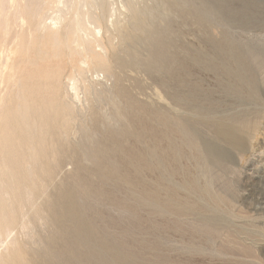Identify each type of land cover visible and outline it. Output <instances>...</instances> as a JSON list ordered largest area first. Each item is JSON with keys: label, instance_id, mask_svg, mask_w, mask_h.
I'll return each instance as SVG.
<instances>
[{"label": "bare ground", "instance_id": "1", "mask_svg": "<svg viewBox=\"0 0 264 264\" xmlns=\"http://www.w3.org/2000/svg\"><path fill=\"white\" fill-rule=\"evenodd\" d=\"M92 1L104 12L106 2ZM11 2H14V5L17 3L16 0H0V52L4 50L5 41L9 38L12 28V19L15 20V17L17 19L19 15L23 16L32 25V32L25 37V33L20 31L21 39L18 42L19 57L28 68V72L20 79L25 89L24 94L15 96L17 94L15 93L9 98L4 97L6 94H0V237L10 234L9 231L12 229L9 228L16 222L17 215H22L20 213L26 204L29 208L30 205H34L32 202L34 195L42 193L45 184L48 188L57 183L55 170L58 164L56 160L51 161L50 156H66L64 153L69 151L76 163L75 173L66 177L52 195L46 194L48 199L46 196L42 205L34 210L31 206L33 210L31 217L43 219L48 226V232L42 238L43 248L18 247L11 239L9 251L4 250L5 253L0 256V264H152L148 262L151 256L145 255L142 250L155 249L158 253L165 241L156 237L151 240L145 239V232L155 231L161 226L179 231L185 223L182 216L188 213L198 214L200 221L197 226L190 227L193 233L213 231L215 219L210 213L216 211V208L213 210L212 208L216 207L221 199L211 191L208 182L198 181L194 170L200 169L202 173L207 174L211 167L223 168L225 162L230 159L231 149H244L245 139L250 136V130L256 123L237 115L211 119L208 111L214 105L212 97L208 93L204 94L202 87L192 83L191 78L196 67L208 69L222 74L227 79V83L222 86L229 94H244V98L247 96L248 99L260 95L258 71L264 68V39L242 37L229 29V26L234 24L247 25L254 20L264 19L263 13L256 15L257 1L247 0L240 4L239 0L238 8L236 5L238 0H158L151 2V5L144 4L143 0L142 6H137L132 0H121L125 21L112 20L113 31H116L120 42L117 46L110 45V60L102 53H94L93 48L94 52L89 49L94 66L108 75L115 74L116 67L127 64L144 65L152 71H163L172 82L171 100L175 108L178 109L179 107H176L178 105L185 110L195 109L196 113L193 115V111H190L193 115L190 117L186 115L190 114L188 110H183L185 114L178 113L176 109L170 113H163L158 108L151 112L150 116L157 125L153 132L156 144L147 147L148 149L139 152L138 155L131 153L124 162L126 167L124 169L118 168L109 158L104 160V154L108 149L120 148L116 138L121 134V129L103 133L106 145L91 143L89 146V142L87 145H80L81 140L75 147L66 143L68 125L76 114L73 113L74 107L72 111L71 105L67 102L69 100L58 96L55 83L57 79L51 77L52 74H56L57 69L48 68L47 62L55 60L59 53L61 54L59 49L62 47L66 51L79 50L75 49L74 45L79 30L76 28L78 21L71 18L64 23L61 30L46 29L44 26H47V22L39 11V4L34 2L32 7H26L25 2L22 7L16 4V9L13 8L14 11L10 15ZM185 7L188 9L186 17L191 18L204 32L203 34L212 33L214 28L220 30L216 40L211 37L208 40L211 44L210 49L189 46L185 56L180 57L177 47L169 42H163L162 38L165 29L169 27L170 11ZM101 13L94 22L103 19ZM54 19L52 17L49 20ZM58 19L52 23L49 21L48 26L50 24L51 28L52 24L59 21ZM42 28L46 30L42 31ZM108 41L110 39L105 40L106 43ZM87 42L84 45L87 46ZM171 47L173 49L167 51ZM85 50H88L87 47ZM27 53H30V56ZM1 64L2 62L0 67ZM2 76L0 71V82L3 81ZM9 79L7 75L6 81ZM74 85L72 81V89H75ZM119 87H115L117 88L115 92L126 97L125 92L128 91L124 92L123 85ZM199 96H203L205 101H198ZM127 98L130 103H125L134 102L129 95ZM127 98L125 100L128 101ZM140 108L142 106L139 105ZM144 131V126L140 125L137 136L142 135ZM47 136L55 139L49 144L55 150L53 153L46 151ZM82 137L84 141L88 139L86 132H82ZM163 141L165 145L161 146L160 143ZM78 154L92 161V169L83 167ZM58 160L61 161V157ZM184 161L186 165H183ZM30 164L32 168L29 167ZM191 166L194 167V172ZM146 169H154L157 173L156 185L152 187L144 183L140 176ZM129 170H132L134 176L130 175ZM177 175L180 176V181H172L173 176ZM94 176L100 183L111 181L115 187L116 185L126 187V194H123L122 199H118L113 193H110L108 198L113 205L126 213L120 226V233L124 238L120 236L118 238L110 228L107 230L97 223V218L105 216L99 210L100 198L103 194L109 193L93 182ZM179 190H183L185 194L181 198L177 195ZM196 196H204L212 206L197 199ZM260 203L261 208H264V193L260 197ZM139 207L145 208L148 215H137ZM20 220L22 219L18 222L21 225ZM156 264L164 262L158 259Z\"/></svg>", "mask_w": 264, "mask_h": 264}, {"label": "rangeland", "instance_id": "2", "mask_svg": "<svg viewBox=\"0 0 264 264\" xmlns=\"http://www.w3.org/2000/svg\"><path fill=\"white\" fill-rule=\"evenodd\" d=\"M26 1L27 0H16V4L20 7L24 4L26 7H32L33 3L37 0H33V2L32 0ZM103 1L104 3L106 2V9L104 12H102L99 6L92 0H38L35 3L39 4L38 7H40L41 10L38 9L40 13H42L41 15L46 19L47 26L48 23H52L56 18H59V21L56 20L57 22L52 24L51 28L49 27L50 24L48 27L44 26L46 29L54 30L56 28L61 30L63 29L62 26L64 23L71 18L74 21H78L79 24L76 25V28L79 30L76 38L77 41L74 43L76 46L75 49L77 48L79 50L72 49V51H66L62 47V49H59L61 54L59 53L58 57H56L55 60L53 59L52 62H47L48 68L56 67L57 69L56 74H52L51 77L54 79L56 77L58 81L55 82L58 89V96L60 95L61 99H66V101L69 100L67 102L71 105L72 111L75 110L73 113L76 114L68 125V132L66 131L67 137H65L66 133L64 134L66 143L75 147V144L79 143L81 140L82 142H80V145H87L89 143V146H91V143L93 145L99 143L101 145H106V138L103 136V133H109V131L113 129H121V134L116 138L118 139L117 141L120 144V148L115 149L112 147V149H108L106 154H104V160L109 158L117 164L118 168L124 169L126 168L124 162L131 153L134 152L138 155L139 152L141 153L145 149L156 144V137H154L153 132L157 125L150 116L151 112L158 108L163 113H170L176 108L175 104H173V100H171L172 86L170 85H172V82L165 72L152 71L147 69L144 65H140V67L139 65L131 66L127 64L125 66H119L118 68L116 67L114 72L116 71L115 74L117 75L113 74V76L108 75L99 67L96 68L94 66L95 64H93L89 49L93 48L95 52L93 49L92 51L94 53H102V55H105L106 58L110 60V45L117 46L120 42V38L116 31H113L114 26L112 22H114L115 19L120 22L122 20L123 22L125 21V15H123L125 12H123L124 10L121 6V0ZM132 1L135 2L137 6L143 5V0ZM156 1L158 0H144V4L151 5V2ZM244 1L247 0H240V4L244 3ZM256 1L258 3L256 6V15L264 14V0ZM11 3L9 8L10 15L14 11L13 8L16 9V4L14 5V2ZM240 4L238 0L236 4L238 8ZM183 9L184 8H178L170 11L169 27L165 29L163 34V42H169L171 45L173 44L174 47L176 46L180 57L185 56L189 46H193V48H203L204 50L210 49L211 44L208 40H210V37L216 40L219 37L220 29L214 28L213 34L211 32L203 34L204 32L192 21V19L186 17L188 9L186 7L184 10ZM101 12L103 13V19L94 22L95 18L98 17ZM43 14L46 15L44 16ZM52 17L55 19L49 20L50 18L52 19ZM249 19L251 18L249 17ZM11 27L9 38L5 41L4 50L0 52V60L2 59L0 61L2 62L0 71L3 75V81L0 82V94H6L4 96L5 98H9L15 93H17L15 96H18L25 92L20 79L28 72V68L22 58L19 57L18 42L21 39L20 33L24 32L25 37H28L30 32H32V25L20 15L17 19L16 17L15 20L12 19ZM46 29L42 28L41 30L44 31ZM229 29L242 35V37H258L264 39V19L254 20L253 23L247 25L234 24L231 27L229 26ZM14 33H16V35L13 36ZM81 37L84 39L82 40ZM86 39L90 42L88 43L85 41ZM109 39L110 41L106 43L105 40L107 41ZM85 42H87V46L84 45L86 44ZM77 43L79 45H76ZM85 47H87V51ZM172 47L170 49L168 48L167 51H171L174 48ZM27 55L30 56V53H27ZM57 59L58 61H56ZM54 61L58 64L56 65ZM7 75L10 77L8 81H6ZM115 77H117L118 81ZM258 77L261 85L260 95L254 99H248L247 96L244 98V94H229L224 91L222 84L225 85L227 79L222 74L196 67L191 81L202 87L204 94L208 93L209 96L212 97L211 99L214 105L208 111V116L211 119L230 118L236 115L244 116L246 119L248 118V120L255 122L256 126L250 130V136L245 139L243 150L231 149L230 159L227 163L225 162L223 168L211 167L207 175L206 173H202L200 169L194 170L193 166L190 167L192 171H195L193 172L197 176L198 181L200 183L208 182L211 191L217 194L221 199L219 204L212 208V210L216 208L214 213L217 215L210 213L215 219L213 231L201 232L199 234L193 233L190 227L197 226L200 221L198 214L188 213L183 214L184 216L182 217L184 218L183 221H185V225L183 224L179 231L161 226L155 231L145 232V235L143 234L145 239L151 240L156 237L165 241L158 250L159 254L155 249L142 250V253L151 256L148 262L156 264L157 260L160 259L164 264H264V208H261L260 203V197L264 193V68L258 71ZM72 81L73 84H75L74 87L76 90L71 88ZM122 85L124 87L122 88L124 92L126 90L128 91L125 92L127 96L129 95L134 101L131 104H129L130 102L127 96L124 97L125 95L122 96L121 93L117 92V94L115 92L116 89L119 86V88H121ZM73 90L76 92L74 93ZM70 94L72 95L71 98ZM126 98L128 101L125 100ZM199 100L205 101L203 96H199L198 101ZM139 105L142 106L143 109H139ZM176 107H179L176 111L178 110L179 112H177L180 114H185L187 110V112L193 111V115L196 114L194 113L195 109L185 110L178 105H176ZM191 112L190 114L186 113V115L193 117ZM140 125L144 126L145 131L142 135L137 136ZM122 130L125 131L123 132ZM82 132H86L88 136L87 140L89 141L86 139L84 141ZM139 137L141 138L139 139ZM54 140L53 137L47 136L46 142L48 146L46 151H49V153L55 152L53 147L49 145ZM160 145H165V142H161ZM50 147H52V149ZM50 149L52 152H50ZM68 152L69 151L64 153L66 156H60L61 161L58 160L60 157L57 155L55 157L50 156L51 161L55 162L56 160L58 164L55 170V180L57 183L48 186V188H46L47 184H45L46 186L44 185L42 190L43 194L40 192L34 195L35 198H39L38 200L35 198L32 199L34 205L29 204V208L28 204H26L23 207L22 213H20L22 215H17L18 220L16 217V222L22 219L20 220L22 221L21 225L20 222L13 223L11 225L12 228H9V230L12 229L9 231L10 234L7 233L8 236L4 235V237H0V239H3L1 240L2 243L0 241V256L3 255L5 251H9L10 243L14 241L18 247L27 246V248H43L44 241L42 238L47 234L48 226L43 219L31 217V214L37 206L44 203L47 195H52L56 187L61 184L66 177L75 173L76 160ZM78 156L81 157L80 161L83 167L92 169V161L88 157L82 156L81 154H78ZM123 156L125 158H123ZM183 165H186L185 161ZM29 167L32 168L33 166L30 164ZM129 173L134 176L132 170H129ZM140 176L143 182L151 187L156 185L157 173L154 169L143 170ZM93 178L92 180L96 185L102 186L109 193L103 194L100 198L101 201L98 204L101 207H99V210H101L105 216L103 218H97V223L107 230L110 228L118 238L119 236L124 238L120 233V226L122 225L121 222L126 217V213L121 210V208L113 205L108 198H110V193H113L118 199H122L126 194V187L124 185H116L115 187L114 183L111 181L100 183L95 176ZM172 181L179 182L180 176H173ZM137 184L139 186V183ZM177 195L178 198H181L185 194L183 190H179ZM196 198L207 203L210 207L212 206V203L207 201L204 196H196ZM138 209L137 215H148V211L145 208L139 207ZM23 210L25 212H23ZM215 216H217V218H215ZM117 219L119 220L113 222ZM156 219L160 221L159 218ZM15 225L17 226L15 227ZM11 239H13L12 242ZM4 240L6 241L3 242Z\"/></svg>", "mask_w": 264, "mask_h": 264}]
</instances>
